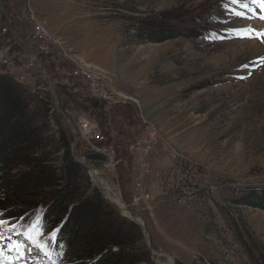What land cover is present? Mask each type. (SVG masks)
I'll list each match as a JSON object with an SVG mask.
<instances>
[{"label": "rangeland", "instance_id": "obj_1", "mask_svg": "<svg viewBox=\"0 0 264 264\" xmlns=\"http://www.w3.org/2000/svg\"><path fill=\"white\" fill-rule=\"evenodd\" d=\"M33 16L46 21L64 48L40 55L34 76L21 83L33 101V124L50 141L49 157L59 159L58 166L64 152L58 148V129L68 136L73 159L85 167L78 194L96 193L132 221L93 180L95 171L141 221L143 225L136 224L142 238L131 231L136 236L131 246L141 259L137 264H264V209L245 201L252 190L264 188V8L259 0H0V49L16 38L8 52L14 65L34 51ZM9 22L10 32L3 34L1 28ZM42 57L51 60L56 77L40 68ZM80 66L97 68L136 103L80 96L88 90L85 80L74 75ZM20 75L0 67V76ZM7 90L0 81V110L10 97ZM35 98L45 104H36ZM101 107L123 111L119 131L133 128L129 145L120 155L116 150L112 163L101 156L88 159L91 152L73 139L80 119L100 127V116L112 117ZM151 124L155 141L145 146L141 129ZM7 125L3 117L0 136ZM111 125L107 123L108 130ZM135 138L146 150L148 188V197L136 200ZM10 151L0 150V184L6 187L0 195V220L7 222L0 233L10 238L6 245L23 239L30 254L23 260L29 262L90 264L92 260L77 258L73 244L75 230L90 225L82 226L76 218L64 224L75 201L58 210L52 196L47 198L50 190L17 180L24 167L2 159ZM37 221L51 259L26 239ZM52 232L55 237L49 240Z\"/></svg>", "mask_w": 264, "mask_h": 264}, {"label": "trees", "instance_id": "obj_2", "mask_svg": "<svg viewBox=\"0 0 264 264\" xmlns=\"http://www.w3.org/2000/svg\"><path fill=\"white\" fill-rule=\"evenodd\" d=\"M0 81L9 89L6 94L10 95L0 110V123L3 117H7L8 121V125L1 132L0 150H11L8 152L9 156H12L11 153L15 154L12 157L6 155L2 159H9L7 164L17 161L16 164L24 167L16 177L17 180L19 177V181L31 182L33 187L50 190L47 198L52 196L58 210L68 209V202L72 199L75 201L69 208L64 224H70L69 220L76 218L82 226L90 225L80 232L75 230L77 237L73 244L76 245L77 258L92 260L90 264H137L141 261L134 246H131L136 236L142 238L140 227L119 215L111 206L105 205L98 194H78V180L81 179L85 167L73 159L66 133L61 128L58 129V148H64L60 157L62 164L58 166L59 159L52 162V157H49L47 149H51L50 141L43 136L40 126L33 124L35 110L29 108L33 101L24 91L25 88L10 76H0ZM40 99L35 98L34 102L45 104ZM86 155L88 159L93 158L92 160L99 157L92 153ZM5 190L6 187L0 184V195ZM245 201L248 205L264 209V188L252 190L245 197ZM132 230L136 231V236L132 235ZM65 240L68 241V238Z\"/></svg>", "mask_w": 264, "mask_h": 264}, {"label": "built area", "instance_id": "obj_3", "mask_svg": "<svg viewBox=\"0 0 264 264\" xmlns=\"http://www.w3.org/2000/svg\"><path fill=\"white\" fill-rule=\"evenodd\" d=\"M35 15V14H32ZM31 19V37L34 43V51L30 53L25 61L20 65H14L8 58V52L11 45L16 43V38L7 44H2L0 49V67L6 66L9 71L19 72L21 75L16 78V81L24 83L28 78L34 76V71L39 67V56H50L56 49L63 50L62 42L56 37L54 31L47 25L44 19ZM11 24L1 28L2 33L10 32ZM79 66V65H78ZM74 75L82 78L87 83V97L95 99L96 101L108 102L111 104H127L136 103V101L128 94H125L120 88L112 85L111 78L103 74L97 68L91 66H80L74 71ZM40 89L38 86H32L31 90L36 91ZM137 105V104H136ZM155 126L150 125L141 129L140 135L144 138L145 146L148 142L151 144L155 141L154 137ZM74 143L83 144L91 153L105 158L109 163L116 159V148L105 142L104 134L101 128L92 123L86 118H82L78 122L77 129L73 130ZM80 145V144H79ZM141 145V146H140ZM138 138H135L132 148L138 155V171L133 181V199L137 197H148V188L144 185L146 171V164L143 162V152H146L145 147ZM79 160V159H78ZM85 161V156L81 157V162Z\"/></svg>", "mask_w": 264, "mask_h": 264}, {"label": "crops", "instance_id": "obj_4", "mask_svg": "<svg viewBox=\"0 0 264 264\" xmlns=\"http://www.w3.org/2000/svg\"><path fill=\"white\" fill-rule=\"evenodd\" d=\"M9 23L12 25L11 22H9ZM42 58L43 59H41L40 68H42L43 70L45 69L44 71L47 72V75L49 74L48 76L53 75L54 77H56L58 75V72H57V70H55L53 64L50 63V65H49V62L51 60L49 61V59L46 60V59H44V57H42ZM50 73H51V75H50ZM33 80L36 81L38 79L33 78ZM40 81H41V78L39 77V83H40ZM67 82L69 83V80ZM33 85H35L34 81H33ZM68 86H70V85H68ZM83 92H85V91L82 90V94H79V95L83 96L84 98H86V94L84 95ZM102 107H101V109L103 111L105 110V111L110 112L112 114V117L111 118H107L106 120H104V118H102L101 116L99 118V125H100L101 130L103 131L105 142L110 144V145H112V146H114L116 148L118 154L120 155L119 152L122 151L121 149L123 147H127L129 145L130 141H131L133 128L128 126V128H126L123 132L119 131V127H118L117 124L120 123V122H124L125 118H124V116H122V115L120 116L118 114H122L123 111L119 110L120 112L118 113V109H116V108H109V107L102 108ZM123 115H126V114H123ZM106 122L107 123H112L110 130H108V126H107Z\"/></svg>", "mask_w": 264, "mask_h": 264}, {"label": "bare ground", "instance_id": "obj_5", "mask_svg": "<svg viewBox=\"0 0 264 264\" xmlns=\"http://www.w3.org/2000/svg\"><path fill=\"white\" fill-rule=\"evenodd\" d=\"M258 46L256 48V51L261 52V49ZM92 178L96 182V184L101 187V190L104 192V194H106V197L109 198L110 200H113L119 206L122 213L124 215L128 216V212H126L123 202L119 199V197L115 193H112L113 192L112 186L110 184L104 182V180L103 181L100 180L97 177V173L95 171H92ZM7 240H10V238L8 236H5L2 233H0V264H18V262H14V261H19L21 259L28 258L27 255L29 256L30 254H26L27 252H26V249L23 245H21L18 248V250L16 251L15 245H14V243L16 241L15 238L12 240V242L10 244L6 245L5 242ZM19 240L21 241L20 243L24 244L23 239L22 240L19 239ZM10 250H13V252L15 251V253H17L16 257H12ZM24 254H26V255H24ZM22 262H23V260H21L19 264H22ZM35 262H37V260L34 262H30L29 264H33ZM41 263L42 262L40 261V263L37 262L36 264H41ZM160 264H171V263L170 262L169 263H162L161 262Z\"/></svg>", "mask_w": 264, "mask_h": 264}, {"label": "snow or ice", "instance_id": "obj_6", "mask_svg": "<svg viewBox=\"0 0 264 264\" xmlns=\"http://www.w3.org/2000/svg\"><path fill=\"white\" fill-rule=\"evenodd\" d=\"M262 8H264V0H259ZM261 19H264V16L260 17ZM7 222L4 220H0V227H3ZM40 228L41 225L39 222H34L30 226V230L26 231L25 236L26 239L32 241L34 244H36V247L40 248L46 256H48L49 259H51V251L47 248V242L43 241L42 237L40 236ZM55 237V232H52L48 239L51 240ZM18 250V249H17Z\"/></svg>", "mask_w": 264, "mask_h": 264}, {"label": "water", "instance_id": "obj_7", "mask_svg": "<svg viewBox=\"0 0 264 264\" xmlns=\"http://www.w3.org/2000/svg\"><path fill=\"white\" fill-rule=\"evenodd\" d=\"M111 201L116 205V203H115L113 200H111ZM125 210H126V212H128V217H129L133 222H135V223H137V224H140V225H143V224L141 223V221H140L138 218H136L130 210H128L127 207H125ZM124 216H125V215H124ZM150 249H151V248H150ZM151 250H152V249H151ZM156 262H157V261H156Z\"/></svg>", "mask_w": 264, "mask_h": 264}]
</instances>
